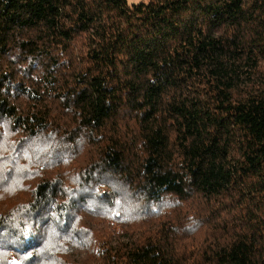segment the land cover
<instances>
[{"label": "trees", "instance_id": "1", "mask_svg": "<svg viewBox=\"0 0 264 264\" xmlns=\"http://www.w3.org/2000/svg\"><path fill=\"white\" fill-rule=\"evenodd\" d=\"M88 237L73 264H264V0H0V264Z\"/></svg>", "mask_w": 264, "mask_h": 264}, {"label": "rangeland", "instance_id": "2", "mask_svg": "<svg viewBox=\"0 0 264 264\" xmlns=\"http://www.w3.org/2000/svg\"><path fill=\"white\" fill-rule=\"evenodd\" d=\"M127 1H128V3H137L140 1H146V0H127ZM7 136H8V131L4 130L3 131V137H7ZM70 159H73L70 162V164H72L76 159H79V160L74 165L81 166L84 163V157L82 159V158H79L78 155L75 158H70ZM89 218H92L95 221H98V219H96L98 217H95L92 215H86L82 224L85 225L86 222H89ZM99 222H97V224L103 225V223H99ZM88 238H89V241L85 242V245L83 247H79L78 244H72L71 246H68V247H70L68 250L70 255H66V256H67L68 260L70 262H72V264L76 263V261L83 263V262H89L90 260H92L91 259L92 258L91 253L88 250H86V247H85L87 243H90L91 239H90V237H88ZM93 243H95V242H93Z\"/></svg>", "mask_w": 264, "mask_h": 264}, {"label": "snow or ice", "instance_id": "3", "mask_svg": "<svg viewBox=\"0 0 264 264\" xmlns=\"http://www.w3.org/2000/svg\"><path fill=\"white\" fill-rule=\"evenodd\" d=\"M31 235L32 233L27 227L21 229V236L23 237L24 240H27ZM25 259H28V257L26 256ZM13 264H16V262L14 261Z\"/></svg>", "mask_w": 264, "mask_h": 264}]
</instances>
